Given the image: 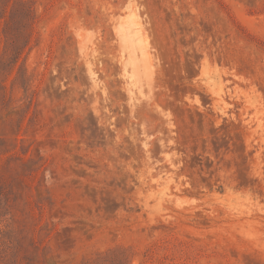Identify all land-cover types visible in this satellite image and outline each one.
Here are the masks:
<instances>
[{
	"label": "rangeland",
	"instance_id": "374dc122",
	"mask_svg": "<svg viewBox=\"0 0 264 264\" xmlns=\"http://www.w3.org/2000/svg\"><path fill=\"white\" fill-rule=\"evenodd\" d=\"M17 34L0 264H264V0H0Z\"/></svg>",
	"mask_w": 264,
	"mask_h": 264
},
{
	"label": "trees",
	"instance_id": "16d2710c",
	"mask_svg": "<svg viewBox=\"0 0 264 264\" xmlns=\"http://www.w3.org/2000/svg\"><path fill=\"white\" fill-rule=\"evenodd\" d=\"M29 17V11H23V20L28 21ZM4 48H8L7 50H3L2 53H0V63L2 62V58L5 55L6 51H8V58H11V69L15 64L17 63V59L20 56V54L23 52V50L28 46L29 44V38L25 37L23 34L19 35L17 34L14 36V38H10L7 40ZM12 71V70H11ZM10 71V72H11ZM0 89H5V84H2L0 86Z\"/></svg>",
	"mask_w": 264,
	"mask_h": 264
},
{
	"label": "bare ground",
	"instance_id": "6f19581e",
	"mask_svg": "<svg viewBox=\"0 0 264 264\" xmlns=\"http://www.w3.org/2000/svg\"><path fill=\"white\" fill-rule=\"evenodd\" d=\"M137 50V49H136ZM133 55V54H132ZM134 57V56H133ZM139 57H140V54H139ZM140 60V59H139Z\"/></svg>",
	"mask_w": 264,
	"mask_h": 264
}]
</instances>
